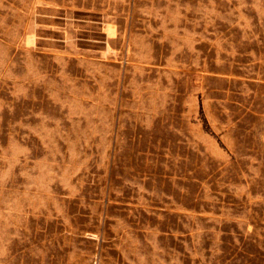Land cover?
Returning <instances> with one entry per match:
<instances>
[{
	"label": "rangeland",
	"instance_id": "374dc122",
	"mask_svg": "<svg viewBox=\"0 0 264 264\" xmlns=\"http://www.w3.org/2000/svg\"><path fill=\"white\" fill-rule=\"evenodd\" d=\"M0 264H264V0H0Z\"/></svg>",
	"mask_w": 264,
	"mask_h": 264
}]
</instances>
